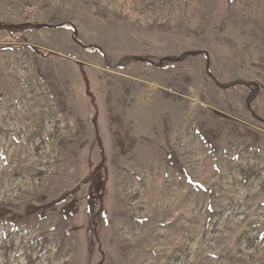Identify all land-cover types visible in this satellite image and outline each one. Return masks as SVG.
Here are the masks:
<instances>
[{
    "label": "rangeland",
    "instance_id": "374dc122",
    "mask_svg": "<svg viewBox=\"0 0 264 264\" xmlns=\"http://www.w3.org/2000/svg\"><path fill=\"white\" fill-rule=\"evenodd\" d=\"M2 211L0 264H264V0H0Z\"/></svg>",
    "mask_w": 264,
    "mask_h": 264
},
{
    "label": "trees",
    "instance_id": "16d2710c",
    "mask_svg": "<svg viewBox=\"0 0 264 264\" xmlns=\"http://www.w3.org/2000/svg\"><path fill=\"white\" fill-rule=\"evenodd\" d=\"M23 26L26 27V26H29V25H28V24H25V25H23ZM4 215H5V214H4L3 211H2V213H0V217H4Z\"/></svg>",
    "mask_w": 264,
    "mask_h": 264
},
{
    "label": "water",
    "instance_id": "95a60500",
    "mask_svg": "<svg viewBox=\"0 0 264 264\" xmlns=\"http://www.w3.org/2000/svg\"><path fill=\"white\" fill-rule=\"evenodd\" d=\"M44 26H49V25L45 23L39 25V27H44Z\"/></svg>",
    "mask_w": 264,
    "mask_h": 264
},
{
    "label": "bare ground",
    "instance_id": "6f19581e",
    "mask_svg": "<svg viewBox=\"0 0 264 264\" xmlns=\"http://www.w3.org/2000/svg\"><path fill=\"white\" fill-rule=\"evenodd\" d=\"M43 102H44V100H43ZM43 103H42V101H41V105H42ZM33 113V112H32ZM30 114V113H29ZM37 114H39V112L37 113ZM23 115V114H22ZM26 117V116H25ZM30 117V116H29ZM33 120V119H32ZM36 120V119H35Z\"/></svg>",
    "mask_w": 264,
    "mask_h": 264
}]
</instances>
